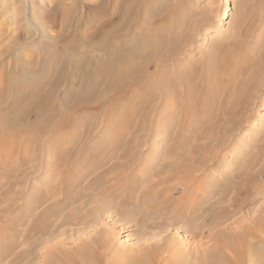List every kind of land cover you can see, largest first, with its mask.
<instances>
[{
  "label": "bare ground",
  "instance_id": "6f19581e",
  "mask_svg": "<svg viewBox=\"0 0 264 264\" xmlns=\"http://www.w3.org/2000/svg\"><path fill=\"white\" fill-rule=\"evenodd\" d=\"M21 1H26L36 9L39 19L44 22L54 20L52 6L59 4L58 13L63 18L61 29L70 20L76 25L79 23L77 18L73 21L70 19L76 6L73 3L67 4L64 0ZM101 1L107 6L108 12L103 14L104 18L98 22V28L92 32L90 40L79 43L69 38L66 41L62 39L65 36L58 35L60 50L54 46L55 42L47 41L49 54L44 61L47 59L50 64H57L61 51L73 53L59 61L58 67H54L57 68L53 72L56 77L52 82L47 81V88L43 82L47 75L29 74V68L20 62H13L14 68L0 70V154L7 157L18 152L21 143V150L28 151L34 146L35 140L49 134L42 143L46 147L41 146V153L34 154V168H47L50 165L54 178L47 198L46 186L36 188L37 208L45 202L47 204L41 213H37L38 235L47 234V242L56 240L43 264H246L248 255H253L259 264L260 251L264 247V205L255 217L251 216V224L234 217L231 222H236L237 225L231 226L229 222L222 226L226 220L223 213L218 212L214 216L217 200L208 205L193 202L185 206L186 202L180 199L177 204H172L174 196L171 198V195L182 187L194 190L197 183L194 179V159L189 154L186 155V151L176 149L172 152L184 161L183 164L163 160L157 172L154 167L156 173L153 169L149 173L150 169H146L143 164L141 174L133 173L127 181H124L126 176H123L129 175L130 163L132 164L135 154L137 156L140 153L130 146L138 144L134 140L137 138L134 133L138 134L140 129L143 132L151 130L145 127L143 121L152 114L165 111L161 109V105L165 106L169 101L183 116L186 115L193 121L195 114L202 112L204 108L208 109L201 125L205 127L207 134H216L217 140L222 141L221 138L239 128L245 120L251 98L257 92L256 80L263 78L258 70L259 59L251 58L249 50L241 46L233 32L225 45L220 41L215 42L209 54H204L200 62L192 60L194 63H189L187 59L186 66H182L184 68L172 67L178 60L177 53L185 47L183 42L187 37L191 38L180 33L183 25L178 20L179 15L171 11L169 4L165 7L159 5L157 8H161L158 11L142 0H116L109 9L111 0ZM162 2L159 1V4ZM230 9L227 4L220 16V23L227 18ZM29 12L32 13V9ZM22 22L26 23V14ZM25 32L22 27L17 28L16 36L14 35L16 38L8 46L9 53L21 40L28 44ZM36 37L45 41L39 32ZM36 43L41 51L43 46ZM88 48L103 50L104 56L96 60L88 54ZM12 59L17 61L16 58ZM240 62L250 69L248 67L245 78L233 83ZM69 65L71 69L67 70ZM61 84H65V91L59 95L57 91ZM134 93L137 99L133 98ZM130 103L135 107L126 108ZM116 108L119 111L116 115L119 118L123 116V124L129 126L128 129L133 134L127 139L123 136L117 142L111 141L108 148H102L104 151L99 152L95 148L101 144L99 138L87 142V138H76L69 131H61L66 126L74 124L77 127L78 124L87 123L89 119H83L79 114L81 112L88 110L92 116L104 113L103 116L109 119ZM35 111L38 114L32 118L31 112ZM77 115L79 123L70 121ZM162 117L155 125L164 121L166 117ZM137 119L141 121L134 125ZM89 128L86 126L85 130L89 132ZM12 141L18 145L11 149L8 144ZM49 144L53 146H50L53 150L50 158L46 159L43 153ZM126 154L130 158L119 162L118 159H123ZM170 167L174 170L172 174L181 182L169 191L171 195H163L165 187L162 181L166 174L163 176L162 173ZM120 169L122 172H119ZM146 183L150 186L144 187ZM157 190L161 192L153 197ZM6 194H0L1 217L6 215L7 205L3 204L7 199ZM233 196L229 198L231 208L228 214L231 215L238 212L245 202L242 195H236L235 198ZM49 199L51 200L47 202ZM128 206L129 209L126 210L124 207ZM183 206L186 207L185 210ZM129 210L134 216L125 217L124 212ZM43 217L47 219L46 225L39 224ZM199 218L200 221L207 220L206 226L203 225L206 232L200 228ZM109 223L112 224L111 227L108 226ZM128 223L137 228L136 244L124 245L116 239L114 224L124 226ZM180 231L187 235L178 236ZM25 257L27 258L22 252H17L12 260L14 264H19Z\"/></svg>",
  "mask_w": 264,
  "mask_h": 264
},
{
  "label": "rangeland",
  "instance_id": "374dc122",
  "mask_svg": "<svg viewBox=\"0 0 264 264\" xmlns=\"http://www.w3.org/2000/svg\"><path fill=\"white\" fill-rule=\"evenodd\" d=\"M20 1L21 0H0V70L14 68L12 63L18 64V62H20L26 68H29V74L37 73L39 76L47 75V78L43 80L44 85H46L45 88H47V81L52 82L55 80L54 78L56 76L53 75V72L57 68L54 69V67H58L59 61H63L73 54L72 52L65 51V53H63V51H61L57 64H50L47 59L44 61L49 54L47 51L48 46L46 45L48 44L47 41L55 42L54 46L60 50L61 43L58 42V40H60L58 39V35L65 36L62 39L66 41L69 38L79 43L90 40L92 32L98 28V22L100 19L104 18L103 14L107 13L108 9L101 0H64V3H73L76 5L72 10L70 19L73 21L74 18H77L79 23L76 25L70 20V23L68 22V25L65 26L64 29H61L63 18L62 15L60 16V13H58L60 11L59 4H54L52 6L55 15L54 20L49 22L45 20L44 22L39 19V14L36 9L29 6L26 1V4ZM142 1L144 4L152 6V8H157L159 5L165 7L169 4L168 6L172 9L171 11L179 15L178 20L183 25V29L180 33L191 38L189 39L187 37L185 43L183 42L185 47L182 51L177 53L179 54L178 60L174 62V66L172 67H178V69L182 66L185 67L187 59H189V63L200 62V60L204 58L202 56H205L207 52L209 54L215 42L220 41L219 43L225 45L231 39V34L235 32L236 39L239 40V43L245 50H249L248 52H250L251 58L259 59L260 65L258 70L263 74V78L256 80L257 92L255 91V95L251 98V103L245 113V120H243L239 128L226 135L227 137L221 138L222 141H220V139L217 140V138L215 139L216 134H207L204 130L205 127L201 125L206 115L205 113L208 111L204 106L202 112L195 114V120L193 121L188 116H183L181 111L179 109L177 110L172 102L169 101L165 103V106L162 104L161 109L165 110L161 112L162 114H152L143 121L145 127L151 130H145L143 132L140 129L138 134L134 133L137 135V138H134V140L137 141L138 144L137 146L136 144L130 146L133 147L134 150H137V153H140L137 155L138 157L136 154V157H133V162L132 164L130 163L131 170L129 175H123L126 176L124 181L130 180L131 174L133 173L138 172V174H141L144 170L143 164L146 165V169H150L149 173H152V169L153 172L156 170L158 171L160 162H163V160L174 161L176 164L178 161V163L183 164L184 161L177 158L172 152L176 149L184 152L186 151V155L189 154L192 156L194 159L193 164L195 163L194 165H196L194 179L197 180V183L193 187L194 190H191V187V189L188 187V190L182 187L180 191L174 194L172 193L173 195H171L169 191L174 186H179L181 181L176 178L177 176L175 174H172L174 170L172 171L170 167L162 173L163 176L166 174L162 181L165 187L163 188V195L170 194L171 198L174 196L173 205L177 204L178 200L186 202L185 206L193 202H197L200 205H202V203L208 205L209 202L213 203L214 200H217L214 216L218 212L223 213L222 215L226 220L221 224L222 226L229 222L231 226L237 225L236 222H231L234 217H239L242 221L251 224L250 222L253 221L251 216L255 217L257 211L264 205V0H228L227 3H225V0ZM159 1L163 2L159 4ZM112 2L114 5L117 1L111 0L108 5L109 9L113 6L111 4ZM18 3L21 9L23 8L26 10L19 9L20 6ZM227 4L230 5L231 9L227 14V18L220 23V16L226 10ZM160 8H157V10L159 11ZM31 9L33 11L32 13L29 12ZM24 14H26V23L22 22ZM19 26L25 29L28 44H25V40H21L12 50L10 49L9 53V43L16 38L17 28H19ZM38 32L44 36L45 41L42 42V40H38V37H36ZM244 35H246V37ZM36 42H39V44L41 43L40 45L43 46L41 51L38 50ZM88 49H90L87 50L88 54L96 60L104 56L103 50ZM12 58H16L17 61H13ZM192 60H194V62ZM248 67L249 66H245L244 63H239L238 69L236 70V79L233 80V83L247 76L250 69V67L249 69ZM70 69L71 66H67V70ZM64 87L65 84H61L57 94L62 95L65 91ZM132 96L134 99L138 98L135 96V93ZM68 101H70V99ZM132 105L133 104L130 103L126 108H134L135 106ZM174 109L176 110L173 111ZM117 112L119 111H117L116 108L109 119H106L103 116L105 115L104 113L102 115L96 114V116H92L91 113L86 110L79 113L83 119H89L87 123L85 122L86 125L78 124L77 127H74L73 124L71 127L66 126V128H62L61 131H69L76 138H87V142L99 138L101 144L98 148L97 146L95 148L99 150V152L100 150L104 151V149L108 148L111 141L117 142L121 140L123 136H126L127 139L133 134L132 130L129 131V126L126 127V125L123 124V116L119 118V116L116 115ZM31 113L32 118H35L38 114L36 111ZM160 117L166 118L162 123L155 125L159 122ZM78 118V115L77 117L74 116L70 121L79 123ZM138 121L140 122L141 120H135L134 125L138 124ZM86 126L87 128L90 126L89 132L85 130ZM48 136L49 134H44L35 140L34 146H31L28 151L21 150V143L18 152H13V154L7 157H3V155L0 154V191H3L1 193H7V202H3V204L5 203V205H7L6 215L4 217L0 216V244H5V247L4 244H1L2 246L0 245V264H14L12 256L17 252H22L27 256V258L25 257L26 259L24 258L22 260L23 262H20L21 264H43L46 256L49 255L48 252L53 241H56L52 239V241L47 242V234L38 235L37 222V213L39 211L41 213V210H43L47 204L45 202L43 203L44 205L37 208L36 188H43L46 186L45 196L47 198V194L51 191V184L54 181L52 167H50V165L47 167L49 168L48 170L42 166H39L41 169L34 168V154L41 153L40 147L44 146L42 143ZM214 140H216V142ZM216 144L217 146H213ZM8 145L12 149V147L14 148L18 143L16 144V142L12 141V143L10 142ZM50 146L52 145L49 144L48 148H45L43 153L46 159L50 158L51 151L53 150L50 149ZM129 156L126 154L123 159H118V161H127V159L130 158ZM2 168L5 169V172H3ZM122 169H120L119 172H122ZM6 170L8 171L7 173ZM85 171H87V169ZM152 179H154V177H152ZM149 186V183L144 184V187ZM238 187L241 188L238 189ZM160 190L155 191L153 197H157L159 192L162 191ZM237 190L239 192H236ZM179 192L182 193L183 196ZM208 193L211 194L209 195ZM238 193L242 195V198L245 200V202H243V200L241 201L244 203L242 204L244 208L242 207V210L240 209L232 215L230 213L228 214V210L231 208V199L229 198L233 195H235L233 198L237 197L236 195H239ZM50 200L51 199L47 200V202ZM185 206H183V209ZM124 208L128 210L129 206ZM124 214L125 217L134 216L130 210L126 213L124 212ZM240 216L242 217L240 218ZM200 218L199 221L201 220ZM39 222H41L39 223L40 225H46L47 219L43 217ZM206 222L207 220L204 221L202 219L199 223L200 228L202 227L203 230L206 228ZM238 223L241 224V222ZM111 225V223L108 224L109 227H111ZM114 225H116V239L118 242L124 245L136 244L138 240L136 226H132L129 223L124 226ZM172 231H175V229ZM186 235L187 233L183 231L178 233V236L184 237ZM203 235L207 234L203 233ZM58 237L60 238V236ZM262 238L264 239V235H262ZM252 242L255 243V240L252 239ZM5 249L7 250L5 251ZM260 252V256L263 258L264 247L261 248ZM261 257L259 259V264H264V258L261 259ZM28 258H30V260ZM252 263L258 264V261L253 255H248L246 264Z\"/></svg>",
  "mask_w": 264,
  "mask_h": 264
}]
</instances>
